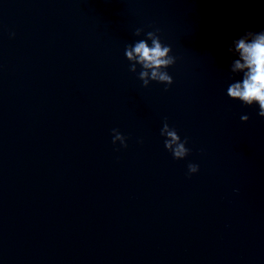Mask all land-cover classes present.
<instances>
[{"label": "water", "instance_id": "1", "mask_svg": "<svg viewBox=\"0 0 264 264\" xmlns=\"http://www.w3.org/2000/svg\"><path fill=\"white\" fill-rule=\"evenodd\" d=\"M140 26L167 88L129 68ZM260 28L264 0H0V264H264V116L226 92Z\"/></svg>", "mask_w": 264, "mask_h": 264}, {"label": "clouds", "instance_id": "2", "mask_svg": "<svg viewBox=\"0 0 264 264\" xmlns=\"http://www.w3.org/2000/svg\"><path fill=\"white\" fill-rule=\"evenodd\" d=\"M159 32V28L146 31L143 26L136 27L135 34L143 38L129 42L124 51L130 61V70L137 72L145 86L155 80L164 83L167 88L174 81L168 68L176 62L177 57L172 51V45L164 42ZM228 51L232 53L229 67L233 78L228 83L227 94L244 104L257 105L259 115L264 116V28L246 29L238 37L233 38ZM248 118L247 114L241 116L243 120ZM112 132L113 143L119 141L120 145L126 147L128 143L126 135L118 128H113ZM160 132L165 137V147L174 157L184 158L191 151L187 146L188 138H182L167 119ZM199 167L198 163L189 162L188 173L197 172Z\"/></svg>", "mask_w": 264, "mask_h": 264}]
</instances>
